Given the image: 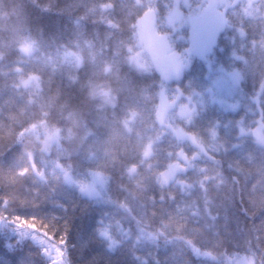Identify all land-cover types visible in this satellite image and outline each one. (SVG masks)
Returning a JSON list of instances; mask_svg holds the SVG:
<instances>
[{"label":"trees","instance_id":"1","mask_svg":"<svg viewBox=\"0 0 264 264\" xmlns=\"http://www.w3.org/2000/svg\"><path fill=\"white\" fill-rule=\"evenodd\" d=\"M175 2L0 0V264H264V145L241 133L264 121V0L228 7L206 58L172 78L137 31L154 9L155 31L185 53L191 24L166 20ZM223 70L241 74L237 111L211 101ZM162 90L193 100L190 118L175 107L167 120L204 146L198 158L159 123ZM181 152L191 166L162 186ZM63 171L103 173V195Z\"/></svg>","mask_w":264,"mask_h":264},{"label":"rangeland","instance_id":"2","mask_svg":"<svg viewBox=\"0 0 264 264\" xmlns=\"http://www.w3.org/2000/svg\"><path fill=\"white\" fill-rule=\"evenodd\" d=\"M240 0H208L209 9L206 11L202 7L200 10L202 13L197 15H191L186 17L183 10L180 9L181 0H176L172 11L167 16V23L174 29L178 27L182 22L191 24V45L185 53H179L178 51H172L169 45L168 38L166 35L157 33L155 31V10L150 9L139 21L138 33L141 40V45L145 52L151 55V59L156 62L157 58H170L174 59L181 67V71L178 76H182L183 72L188 68L190 64V58L198 56L200 58H206V54L216 43L219 33L224 29L226 25L225 12L228 7H232L237 4ZM256 0H248L252 4ZM206 7V6H205ZM199 11V12H200ZM24 52L29 50L28 47L22 49ZM137 63L140 62L138 58H135ZM157 63V62H156ZM158 65V63H157ZM159 66V65H158ZM166 76V75H165ZM241 81V74L238 70L226 71L223 70L221 75L215 79L209 92L211 95V101L217 103L226 110L237 111L239 109V102L236 100V92L239 88ZM160 93V105L158 109V120L159 123L164 125L171 134L182 140H187L192 145L196 146L198 152L194 158H198L205 153L204 146L198 142L196 137L184 131L181 127H176L171 122H168V114L171 109L178 107V113L181 117L190 118L195 111V105L190 97H186V101L183 103L178 102L184 95L179 92L177 98L173 101H169L164 90ZM259 109V108H258ZM257 125L254 130H244L241 128V133L252 136L258 143L264 145V121L262 118H258ZM241 125V122H240ZM53 137L48 134L43 142V147L46 152H49L52 146ZM151 149L149 148L146 157L149 156ZM180 157L185 161L186 164L174 163L170 168L159 176L160 184L167 185L171 180L174 179V175L179 172L185 171L191 166L190 161L184 152L180 153ZM58 168H61L58 165ZM63 177L65 181L78 188L79 192L90 198H99L103 195L106 188L108 178L106 175L100 172H94L90 178L85 182L74 180L69 171H63Z\"/></svg>","mask_w":264,"mask_h":264},{"label":"water","instance_id":"3","mask_svg":"<svg viewBox=\"0 0 264 264\" xmlns=\"http://www.w3.org/2000/svg\"><path fill=\"white\" fill-rule=\"evenodd\" d=\"M157 62L160 66L164 68V72L167 75L176 77L180 72V66L177 64L175 60L168 61L167 58H158Z\"/></svg>","mask_w":264,"mask_h":264}]
</instances>
